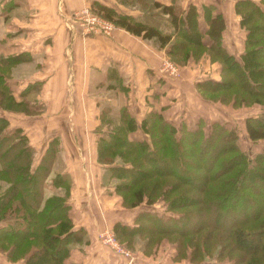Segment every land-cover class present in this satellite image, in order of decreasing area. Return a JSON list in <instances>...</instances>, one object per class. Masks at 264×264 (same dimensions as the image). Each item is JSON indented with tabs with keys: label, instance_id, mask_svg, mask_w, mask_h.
<instances>
[{
	"label": "trees",
	"instance_id": "1",
	"mask_svg": "<svg viewBox=\"0 0 264 264\" xmlns=\"http://www.w3.org/2000/svg\"><path fill=\"white\" fill-rule=\"evenodd\" d=\"M153 6L167 18L165 29L117 12L113 6L97 1L89 4L92 12L115 26L144 40H152L158 48L169 46L167 55L179 66H184L187 57L193 56L194 60L202 51L207 52L210 60L220 62L219 79L195 81L196 92L202 99L230 103L233 108L253 104L263 106V112L244 119V128L250 140L264 141V60L260 59L264 58V0H235L233 3L239 26L245 32L243 50L237 55L223 45L224 19L221 13H212L211 5L203 4L200 8L202 14L210 10L205 19V31L199 26V9L193 2L181 6L176 0L154 1ZM205 35L208 38L204 41ZM174 39L178 42L173 43ZM30 60L31 56L26 52L0 55V247L7 246L0 248V252L5 251L10 262L22 259L24 264H64L70 249L83 243L86 231L74 229L69 216V174L64 171L52 173L59 138L52 137L35 160L34 148L25 133L17 126H10L3 115L5 111L34 113L32 101L27 96L37 91L41 82L28 83L20 92V100L15 98L8 82L9 68ZM218 93L221 97H217ZM225 95V101H221ZM108 106L101 108L99 125L95 129L99 135L96 160L106 165L104 169L109 179L117 180L113 192L121 197L122 206L128 209L141 203L151 205L158 197L165 198L168 206L166 215L143 210L136 213L131 225L118 221L112 225L114 235L126 244L130 245L135 239L142 240L140 250L145 255L154 253L149 248L157 244L156 238L160 235L170 239L168 235L171 234H188L180 224L186 225L196 211L178 213V210L195 203L189 193H170L183 186L190 189L194 176L191 173L195 169L202 167L215 172L208 178L213 186L208 187L207 196L201 201L205 205L207 198L210 201L212 197L211 206L215 210H219L221 201L231 195L233 188L240 189L247 181L255 182L264 177L258 170L264 161V147L257 165L251 166V161L237 149L235 128L227 127L225 123L214 120L205 133L201 118L194 126L183 120L174 123L162 111L152 107L139 120L127 108H122L117 118H113L107 115ZM139 131L143 137H130L131 133L139 134ZM228 152L234 153L231 166L238 167V172L234 176L226 175L224 179L221 176L228 160H223L222 167L217 170L211 168ZM238 176L240 178L236 180ZM170 178L175 181L164 183ZM46 188L56 192L45 195ZM59 189L63 192L58 193ZM261 214L262 211L257 215L260 217ZM260 218L253 231L237 229L233 235L234 246L238 249L261 251L262 255L253 258L249 264H264V216ZM190 230L195 233L193 227ZM179 254L175 251L172 259L179 260ZM201 255L202 252L199 257ZM191 260L194 262L193 258Z\"/></svg>",
	"mask_w": 264,
	"mask_h": 264
},
{
	"label": "rangeland",
	"instance_id": "2",
	"mask_svg": "<svg viewBox=\"0 0 264 264\" xmlns=\"http://www.w3.org/2000/svg\"><path fill=\"white\" fill-rule=\"evenodd\" d=\"M154 1H161L164 3L166 0H100V2H97L113 6L117 12L130 15L132 18L140 19L142 21H146L157 27L165 29V25L168 24L167 18L161 15L159 8H155L153 6ZM176 1L181 4V6H184L186 2L185 0ZM206 1H217L218 5H215V7L212 5V13L218 11V6L219 10L224 8L225 12L226 9L228 10L227 7L232 2V0H188L187 2H193L199 9L200 15L198 16V23L202 31H205V19L208 18L207 14L210 11L208 10L207 12L202 14L200 8ZM86 8H88L89 11L92 12L89 5L86 6ZM228 13L230 14L232 12L228 11ZM224 17V23L225 26H227L226 31H230L232 37L234 36L237 39H240V35H242L243 32H241V34L240 31L235 28L233 22L234 20L232 19V17ZM114 27L117 26L114 25ZM203 38L206 39L208 37L207 35H205ZM147 42L152 46L157 47V45H155L152 40H147ZM177 42L178 39L173 40V43ZM168 48L169 46H164L161 48L163 49V53H165V55L163 56V60L161 61L157 69L158 72L160 71V73H162L164 79L173 78L179 84L184 81L182 85H177L178 88L177 86L174 87V85H172L171 87L170 83L168 87L170 90H172V93L171 96L169 95L166 100L173 103L178 102L179 104L177 105V107H184L183 110H181L180 108H172L173 112L176 110V117L183 119L184 116L182 112L189 111L188 114L192 113L194 116V119L189 123V126H194L195 122L201 118L206 123L204 126L205 133H208L207 131L209 129V124L214 120H218V122L220 121L219 123L227 124V127L231 126L232 128H235L237 134L236 146L239 153L244 158H247L251 161V166L257 165L259 156L263 152L264 141L260 139L252 141L248 138L244 128V119L247 116L263 112V106L253 104L250 106L243 105L237 108H233L230 103H227L228 105H226L225 103L221 104L219 102H212L202 99L198 95V93L196 95L195 92L192 91V83L194 80H201L208 77L209 75L215 77L217 72L218 76L216 79H219L220 62L216 60H210L207 52L202 51L197 58H194V60L192 59L193 56H189L187 57L184 66H179L167 55ZM233 54L237 55L238 52H233ZM260 59L264 60V58ZM167 62H170L173 66H175V72H171V69L167 66ZM210 63H214L215 67L212 68ZM14 67L11 69L9 68L8 72L10 71V73L12 74L15 71L14 74L19 76L27 75L34 70L32 68V64H24L16 69H14ZM150 70L151 74L153 75L152 69ZM92 79L100 81V76L97 74L94 76L92 75ZM121 79L122 77L117 80L118 83H116V85L114 86L115 90L118 88V92H122L121 90H125ZM161 79L163 78L159 76L156 79L155 84H157L158 87L162 86L163 88H165L167 86V83L165 81H162L160 83ZM12 86L13 85H11V87ZM109 88H111L110 85ZM93 91L103 95H109L114 92H111L109 89H105L103 83L100 84V86L96 87V89L93 88ZM174 91L177 92L173 95ZM221 95V93L220 95L218 93L217 97H221ZM118 96L119 95L116 94L112 101L110 99V96H108L107 99L100 100V102L97 103L96 108L92 102H89V105H86L85 107L86 109L82 110L83 115L80 116L78 114H73L70 118L68 117L69 113H67V111H62L64 108H61L62 104L66 103L65 101L49 102L40 99L38 100V102L35 101L30 103L32 105L34 113L27 118V129L23 128V130H21L26 134L29 143H31L34 148L35 158H38L42 153L45 142L47 143L52 137L57 136L59 138V150L56 158V163L52 166V173L55 174L57 172L63 171L67 172V164L64 157L70 159L71 151H73L75 155L76 152L79 151L82 153L80 159H75V166L77 165L79 167V170L76 167V171L73 172V174L75 175V179H77V176L80 175L79 172H83L85 175L90 171L94 173V177H98L102 168H105L106 165L104 167L103 164L96 163L95 157L93 155L96 145V138L99 136L97 132H95L96 128L93 130V127L96 124V120L99 114L98 116L93 115L91 113V110H93L94 112L95 109H98V113H100L102 107H105V105H109V112H107V115L109 117L117 118L118 112H120L122 108L126 107L124 105L123 98L119 99ZM209 97L215 98L214 96ZM193 98L195 100H193ZM225 98L226 95L221 98V101H225ZM202 100L205 102H203ZM167 101L164 102L166 103ZM131 102L132 101L130 100V103ZM199 102L201 103V105H199ZM147 108L148 106L144 109V105H140V107L138 108L139 113L142 111L144 112V110H146ZM194 108L196 109V111L193 110ZM73 109H75V107H73ZM78 119H82V128L80 127L81 130H79V132H77L78 130L76 131L73 126L74 120L80 123ZM20 121V119H17V123H20ZM176 122H179V120H177ZM38 128L43 129L44 131H38ZM76 128L79 127L77 126ZM24 130H26V132ZM39 132L40 136H38ZM75 132L77 133L78 137L76 136ZM141 136L143 137V133L139 131V134H137L136 132L131 133L130 137L140 138ZM67 141L69 142V145ZM74 141H77V143L81 144V146L79 145V148L74 147ZM82 144H84L85 148H88L83 149ZM90 156L92 160H90ZM234 157L235 155L232 152L224 154L221 158L216 160V165L213 166L211 170L214 171L221 168L223 164L222 161L228 160V165H224V167H227H225V170L221 177L224 178V176L226 175L227 177H229L230 175H236L238 172V167H232L230 161L233 160ZM235 161L236 159L233 162ZM196 162H200V159H196ZM204 165H206L205 162ZM258 170L259 172H262L264 174V161L260 163ZM214 173L215 172L210 171V169L208 171V169L206 168H197L193 173H191L192 176H194L192 178V186L190 189H184L183 187L185 186H183L170 193L171 195L189 193L191 195V200L193 201L192 203H195L190 204V206L186 208H180L178 210V213L188 210L196 211L192 216V219H190V221L186 225L182 223L180 224V226L184 227L185 230L188 231L187 235L171 234L168 235L169 237H171L170 239L165 238L166 236H158V238H156L157 244L151 246L152 248H149L151 251L154 250V253L150 254V257H144L141 254L142 252L140 250V247L142 240H135L130 245H128L125 242L120 241L119 238L114 235L116 240L122 247H125L131 251L132 257L129 259L119 255L108 244L103 243L102 239H99L100 234H103L105 230H111L114 234L112 230L113 217H116V220L124 218L127 222H130V218L132 217V215H136L137 212L143 210H155L161 215H166L168 214L166 212V201L165 198L158 197L157 200H153V202H155L151 205H145L144 203H141L136 207H132L130 209L127 208L126 210L124 209L126 208L124 206V208H120V200L119 197H117L110 202V209L116 208L117 213H112L111 210L105 212L106 210L102 209L101 207L102 205H106L104 203V198L106 195L110 196L108 191L110 189L111 191L113 190L114 184L117 181L116 179H110L108 181L106 180V182H108V189L105 190V187L102 186V188H104L102 190L103 196L99 194H97V196L99 195L98 197L94 196L96 200L99 201L98 204L101 205L100 208H98L96 211L91 212L90 216L86 219V221H88L90 225H93L95 228H97L96 230L98 234L97 239L95 240L94 251L102 252V254L107 256V258L112 261L113 264H249L253 258L262 255L261 251L257 253L256 251L251 252L244 249H238L234 246L233 235L235 234L237 229H241L247 232L253 231L252 229H254V227L259 223V220H261L260 217L264 216V177L255 182L247 181V183L243 184L240 189L235 190L236 188H233L231 195L225 196L226 198H224V201H221L219 210H215V207L213 205L211 206V202H213L212 197H210V201L207 198V202L205 205L201 203L202 198L207 196L208 187L213 186L208 178H210L211 174ZM239 178L240 177L238 176L236 180ZM71 179L72 177L70 178V189L72 187ZM174 181V178H170L168 180H165L164 183L168 184ZM216 184L218 185L217 182ZM53 191L56 192V190L46 188L45 195H48ZM62 192V189L58 190V193ZM158 194L160 195L161 193ZM203 206L204 208L207 206V208L204 210ZM260 211H262L263 214H261V216L259 217V215L257 214ZM192 227L195 229V233L190 230ZM253 237L248 238L250 240H255ZM6 247V245H2V247L0 248L4 249ZM177 250L180 252V259L175 261L174 259H172V256ZM201 252L202 255L199 257V254ZM192 258L194 262L191 260ZM70 263L72 264L73 262L70 261ZM0 264H24V262L22 259L16 260L15 262L8 261L5 251H3L0 252Z\"/></svg>",
	"mask_w": 264,
	"mask_h": 264
},
{
	"label": "crops",
	"instance_id": "3",
	"mask_svg": "<svg viewBox=\"0 0 264 264\" xmlns=\"http://www.w3.org/2000/svg\"><path fill=\"white\" fill-rule=\"evenodd\" d=\"M92 1L100 2V0H0V55L7 56L26 52L31 56V60L18 63L14 69L24 64H32L34 69L31 73L20 76L15 75L14 71L9 77L8 82L10 87L13 85L11 89L15 98L17 100L21 99L20 92L23 91L28 83L40 81V88L29 93L27 98L31 99L32 102H38L40 99L49 102L65 101L66 103H63L61 108H64L62 111L69 113V118L73 114L83 115L82 110L86 109L85 107L89 105V102H92L96 108L100 100L107 99L108 96L111 97L115 93V96L116 94L119 95V99L123 98L125 108L136 119H140L144 112L152 107L162 111L174 123H177V120L184 119L189 125L194 119L193 114H188L189 111H184L182 112L183 119L176 117V110L173 112L172 108L183 110L184 107H177L178 102L173 103L166 100L172 93V90L168 88L169 83L171 87L172 85L176 87L177 85H182L184 81L179 84L173 78L164 79L162 73L158 72L157 67L165 55L163 49L152 46L147 40L133 35L120 27H114L109 36L100 33L85 35L81 32V28L74 24L72 19L73 11L88 6ZM185 1L186 4L188 0ZM233 3L234 0H232L227 7L228 10L226 9L225 12L224 8L219 10L218 6L217 12L221 13L223 17H232L235 28L240 33L243 32L240 35V39H237L234 36L232 37L230 31H226L227 26L222 31V42L226 49L231 53H239L243 50L245 33L239 26V17L234 12ZM204 5H213L215 7L218 4L217 1H206ZM228 11L232 13L229 14ZM203 40L205 41V38ZM210 64L212 68L215 67L214 63ZM150 69H152L153 75ZM110 73H112V76H109ZM217 73L215 77L209 75L206 78L212 77L217 80ZM96 74L100 76V81L92 79V75ZM159 76L163 78L160 83L162 81L167 83L165 88L162 86L158 87L155 84ZM121 77L125 90L118 92V88L115 90L114 86ZM99 82L104 84L105 89L114 92L107 94L108 96L94 92L93 88L96 89V87L100 86ZM194 82L195 80L192 83V91L197 95ZM109 85L111 88H109ZM176 92L174 91L173 95ZM114 95L110 98L111 101L115 97ZM130 100L132 101L131 103ZM193 100L195 99L193 98ZM164 101L167 102L165 103ZM140 105H144V109L147 106L148 108L144 112L139 113L138 108ZM199 105H201L200 102ZM193 110L196 111L195 108ZM91 111L93 115L98 116V109H95L94 112L93 110ZM3 115L8 119L10 126H17L23 130V128L27 129V118L32 114L5 111ZM17 119L21 120L20 123H17ZM79 121L80 123L74 120L73 125L75 130H78L77 132L81 130L80 127L82 128V119ZM98 125L99 119L97 118L93 130ZM77 126L79 128H76ZM24 131L26 132V130ZM38 131L44 130L38 128ZM75 134L78 137L76 132ZM38 136H40V132ZM67 143L69 145L68 141ZM79 145L81 146L77 141L73 142L74 147L79 148ZM45 146L46 142L43 149ZM82 148L87 149L88 147L85 148L84 144H82ZM81 153L77 151L76 156L71 151V158H64L67 164L66 171L70 178L72 177V187L67 198V203L70 207L69 216L73 223V228L84 229L86 235L82 244L75 245L70 249L69 255L64 258V264H71L70 261L73 262L72 264H113L102 252L94 251L98 234L97 228L86 221L91 212L100 208L101 205L98 204L99 201L94 196H103L102 190L104 188L102 186L105 187V190L108 189L106 180L110 179L106 175L104 168H102L98 177H94V173L90 171L85 175L83 172H79L80 175L75 179L73 172L76 171V167L79 170V167L75 166V159H80ZM93 155L96 163H98L96 160V145ZM38 158H35V160ZM90 160H92L91 156ZM108 193L110 196L106 195L104 198L106 205L101 207L106 210L105 212L111 210L112 213H117L116 208L110 209V202L119 197L120 208H122L121 197L114 193L113 190L111 191V189ZM97 194L99 195L97 196ZM124 209L127 210V208ZM134 216L132 215L130 222H127L124 218L120 219V221L113 217L112 225L117 221L131 225ZM141 254L144 257H150V255Z\"/></svg>",
	"mask_w": 264,
	"mask_h": 264
},
{
	"label": "built area",
	"instance_id": "4",
	"mask_svg": "<svg viewBox=\"0 0 264 264\" xmlns=\"http://www.w3.org/2000/svg\"><path fill=\"white\" fill-rule=\"evenodd\" d=\"M72 19L74 23L81 28V32L85 35L102 33L109 36L114 28V24L111 21L98 14L90 12L86 7L73 11ZM167 66L171 69L172 73L175 72V66L170 62H167ZM99 239H102L103 243L108 244L119 255L127 259L132 257L131 251L119 244L111 230H105L103 234H100Z\"/></svg>",
	"mask_w": 264,
	"mask_h": 264
}]
</instances>
